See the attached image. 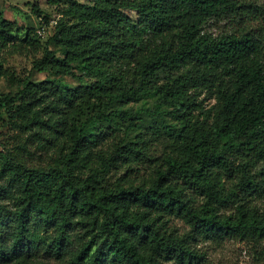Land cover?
<instances>
[{
	"label": "trees",
	"instance_id": "obj_1",
	"mask_svg": "<svg viewBox=\"0 0 264 264\" xmlns=\"http://www.w3.org/2000/svg\"><path fill=\"white\" fill-rule=\"evenodd\" d=\"M260 9L246 0H67L33 61L47 78L0 91V121L9 116L60 154L48 167L0 157V264H201L198 236L264 240ZM15 39L0 11V55ZM74 75L77 84L65 79ZM144 161L159 163L147 181H110L113 169ZM167 216L188 234L168 231Z\"/></svg>",
	"mask_w": 264,
	"mask_h": 264
},
{
	"label": "rangeland",
	"instance_id": "obj_2",
	"mask_svg": "<svg viewBox=\"0 0 264 264\" xmlns=\"http://www.w3.org/2000/svg\"><path fill=\"white\" fill-rule=\"evenodd\" d=\"M79 1L89 3L93 0ZM246 1L262 6V9L256 11L259 17H264V0ZM66 3L67 0H57L56 3H49L48 0H0V11L14 23L16 35L15 46L11 45L4 49L0 55L2 69L5 73L0 78L1 92H17L22 87L23 80L28 76L34 81H42L47 78V73L33 68V61L44 55L45 46H49L47 41L54 34L56 23L61 17V11ZM35 5L40 7L42 14L36 12ZM129 13L134 16L132 11ZM44 14H47L49 19L43 18ZM228 23L227 21L216 23L212 27V31L215 33L222 31ZM49 48L55 49V45L52 44ZM65 79L71 83H79L76 75L65 76ZM130 105L133 108L140 106L139 103ZM113 138L114 136L107 137L104 144L99 145V148L110 146ZM49 145L42 146L38 136L32 135L31 130L11 122L9 116L0 121V157L6 155L22 159L29 166L48 167V165L56 163L55 160L60 155L58 148L49 147ZM162 150V144L155 142L151 152L155 156H159ZM157 166H159L158 162L154 164L151 161L133 164L131 167L122 165L110 172L109 179L114 182L121 178V182L141 184L149 179ZM0 184H6L5 177L1 175ZM190 192L194 194L193 191L190 190ZM196 199L197 203L202 202L199 196ZM257 202L263 206L264 196L260 197ZM162 221L167 230L175 234L187 235L190 231V226L175 216L164 217ZM192 243L198 251L204 253L205 259L201 264H264V240L239 238L214 240L198 236L192 240ZM2 264L20 263L18 260H13ZM30 264L67 263L54 257L44 256Z\"/></svg>",
	"mask_w": 264,
	"mask_h": 264
}]
</instances>
